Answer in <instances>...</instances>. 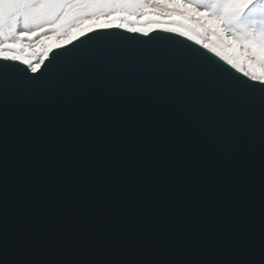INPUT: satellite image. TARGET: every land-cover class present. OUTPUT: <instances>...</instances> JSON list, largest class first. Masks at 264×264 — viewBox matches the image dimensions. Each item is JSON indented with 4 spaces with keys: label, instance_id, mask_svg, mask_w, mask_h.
Returning a JSON list of instances; mask_svg holds the SVG:
<instances>
[{
    "label": "snow or ice",
    "instance_id": "6c2138e0",
    "mask_svg": "<svg viewBox=\"0 0 264 264\" xmlns=\"http://www.w3.org/2000/svg\"><path fill=\"white\" fill-rule=\"evenodd\" d=\"M105 126L196 173L225 225L80 252L106 259L10 235L13 173L40 187L66 136ZM0 264H264V0H0Z\"/></svg>",
    "mask_w": 264,
    "mask_h": 264
},
{
    "label": "water",
    "instance_id": "95a60500",
    "mask_svg": "<svg viewBox=\"0 0 264 264\" xmlns=\"http://www.w3.org/2000/svg\"><path fill=\"white\" fill-rule=\"evenodd\" d=\"M111 35L150 40L124 30ZM169 35L157 30L152 38ZM172 38L204 51L185 38ZM136 135L131 126H105L66 136L38 188L22 187V177L14 172L7 211L10 235L34 231L59 252L52 258L79 260L108 258L84 257L81 251L94 252L113 242L132 244L141 236L151 241L171 229L190 237L210 226L222 228L226 218L216 214L220 205L197 174L175 167L150 139L140 144ZM255 223L258 227V206Z\"/></svg>",
    "mask_w": 264,
    "mask_h": 264
},
{
    "label": "rangeland",
    "instance_id": "374dc122",
    "mask_svg": "<svg viewBox=\"0 0 264 264\" xmlns=\"http://www.w3.org/2000/svg\"><path fill=\"white\" fill-rule=\"evenodd\" d=\"M37 55H39V54H37ZM33 58H35V57H33Z\"/></svg>",
    "mask_w": 264,
    "mask_h": 264
}]
</instances>
